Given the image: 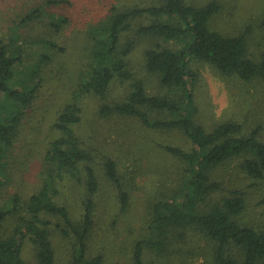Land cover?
<instances>
[{
	"label": "trees",
	"instance_id": "trees-1",
	"mask_svg": "<svg viewBox=\"0 0 264 264\" xmlns=\"http://www.w3.org/2000/svg\"><path fill=\"white\" fill-rule=\"evenodd\" d=\"M65 2L46 0L16 16L8 33L0 29V191L10 179L7 161L24 120L31 118L50 66L64 52L57 39L68 18L46 8ZM108 5L82 34L83 61L69 74V94L57 100L50 127L55 135L42 151L38 187L0 203V229L10 221L0 232V264H29L27 251L35 264H106L101 253H89L97 196L103 183L110 185L126 211L134 177L123 180L117 162L108 155L98 159L80 132L89 99L99 102L96 113L104 121L124 119L143 131L184 139V147L159 146L177 161L176 177L150 205L147 234L135 244L131 264H168L195 236L210 243L214 264H264V220H245L250 206L264 208V43L251 48L249 28L230 35L212 27L221 12L214 1L111 0ZM137 48L146 75L157 82L153 93L148 79L134 71ZM200 64L245 88L255 87L254 109L200 123L195 102ZM62 78L56 82L66 86ZM117 86L123 91L114 97ZM67 186L81 192L76 218L63 195ZM56 233L73 241L62 263L53 245ZM146 252L160 260L145 258Z\"/></svg>",
	"mask_w": 264,
	"mask_h": 264
},
{
	"label": "rangeland",
	"instance_id": "rangeland-1",
	"mask_svg": "<svg viewBox=\"0 0 264 264\" xmlns=\"http://www.w3.org/2000/svg\"><path fill=\"white\" fill-rule=\"evenodd\" d=\"M46 0H0V29L8 33L12 21L28 9L36 7ZM111 0H67L65 3L48 6L46 11L68 18V25L62 32L60 46L64 52L50 66L49 78L45 80L39 98L35 101L32 116L24 120L20 137L13 146L7 161L6 173L10 179L0 191V203L9 204L10 197L16 193L22 197L28 196L39 185L38 171L42 151L46 141L54 133L50 127L56 118L57 100L70 92L69 74L83 59L80 45L83 33L88 25L94 24L107 9ZM192 4L202 5L216 2L221 6V12L212 21V27L224 34H237L250 29L252 36L251 48L264 43V0H189ZM28 30V29H27ZM259 50V49H258ZM78 59L80 61H78ZM135 73L148 79V91L153 93L157 82L146 75L143 64L142 48L135 49L132 55ZM199 81L196 89V119L211 125L223 121L230 116L239 117L244 110L255 107L252 94L256 88H245L236 80L220 76L210 66H197ZM68 73V74H67ZM58 76L67 79L66 86L56 82ZM123 91V87L114 88L115 97ZM235 95V98H234ZM53 99V100H52ZM52 100V101H51ZM99 102L86 100L80 132L97 152L98 159L104 155L112 157L117 162V168L123 180L134 177L129 207L121 211L110 185L103 183L97 196L94 217V228L89 238V253H101L106 264H131L135 244L143 240L147 234V224L150 205L160 196L159 192L171 187L176 177L178 163L166 156L160 150V144L170 143L182 146L184 139L178 135L146 132L140 129L136 122L113 120L104 121L97 113ZM34 118V121L32 120ZM32 122V123H29ZM101 178L103 174L100 170ZM165 184V185H164ZM64 196L71 213L76 218L80 213L81 192L75 187L67 186ZM258 199L252 200L255 204ZM262 206H250L245 220L250 222L264 220ZM10 227V221L4 223ZM193 242H187L183 255H174L167 259L168 264H214L209 257L210 243L204 237L195 236ZM56 256L59 262H65L72 250L73 241L54 234L52 237ZM196 247V248H195ZM29 264H35L30 251L25 254ZM147 259L155 260L151 253L144 254ZM160 259L155 260L158 262Z\"/></svg>",
	"mask_w": 264,
	"mask_h": 264
}]
</instances>
